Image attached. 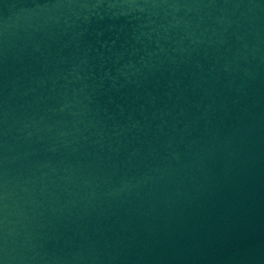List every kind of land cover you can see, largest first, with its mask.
<instances>
[{
    "label": "water",
    "instance_id": "water-1",
    "mask_svg": "<svg viewBox=\"0 0 264 264\" xmlns=\"http://www.w3.org/2000/svg\"><path fill=\"white\" fill-rule=\"evenodd\" d=\"M0 264H264V0H20Z\"/></svg>",
    "mask_w": 264,
    "mask_h": 264
}]
</instances>
